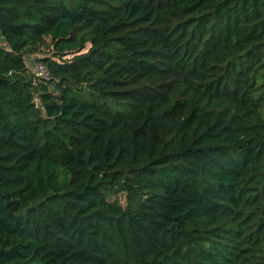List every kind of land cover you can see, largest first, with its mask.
Listing matches in <instances>:
<instances>
[{"label":"trees","instance_id":"1","mask_svg":"<svg viewBox=\"0 0 264 264\" xmlns=\"http://www.w3.org/2000/svg\"><path fill=\"white\" fill-rule=\"evenodd\" d=\"M0 264H264V0H0Z\"/></svg>","mask_w":264,"mask_h":264},{"label":"built area","instance_id":"2","mask_svg":"<svg viewBox=\"0 0 264 264\" xmlns=\"http://www.w3.org/2000/svg\"><path fill=\"white\" fill-rule=\"evenodd\" d=\"M34 74H35V77H39V78H42V79H49L50 78L49 72L40 63H36L34 65Z\"/></svg>","mask_w":264,"mask_h":264},{"label":"rangeland","instance_id":"3","mask_svg":"<svg viewBox=\"0 0 264 264\" xmlns=\"http://www.w3.org/2000/svg\"><path fill=\"white\" fill-rule=\"evenodd\" d=\"M37 57H41L42 56V54H38V55H36Z\"/></svg>","mask_w":264,"mask_h":264}]
</instances>
